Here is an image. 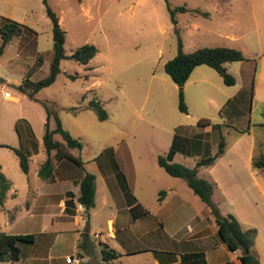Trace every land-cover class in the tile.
I'll use <instances>...</instances> for the list:
<instances>
[{"label":"rangeland","instance_id":"rangeland-1","mask_svg":"<svg viewBox=\"0 0 264 264\" xmlns=\"http://www.w3.org/2000/svg\"><path fill=\"white\" fill-rule=\"evenodd\" d=\"M48 5L66 34L65 54L86 44L94 45L97 54L87 65L62 60L56 80L29 98L18 88L24 78L36 82L48 75L53 46L50 21L42 0H0V22L8 18L23 28L0 56V144L36 151L29 173L23 174L14 153L0 147L1 170L12 186L0 208V233L36 238L32 244L19 243L20 260L8 264H36L47 257L66 264V255L75 247L74 237L67 232L75 225L59 211L64 183L37 177L46 156L42 135L46 127L55 125L53 118L47 121L42 102L57 114L63 129L82 143L80 151L71 153L83 167L64 164L78 173L96 172L98 163L105 172L111 171L108 159L113 150L118 151L115 158L124 171L123 148H127L132 195L155 212L158 192L173 191L174 201L186 210L174 226H183L181 234L193 224L189 214L206 206L181 179L166 174L157 158L193 169L196 160L216 153L223 137L224 154L199 169L197 177L211 184L212 203L223 217L242 212L250 219L244 223L258 229L259 264H264V173L251 166L252 159L264 152V0H48ZM179 7L186 11L176 13L173 25L168 9ZM179 42L184 53L225 47L240 50L245 58L224 64L235 80L232 86L224 85L209 67H196L182 88L186 113L179 110L180 88L164 72ZM92 99L101 104L106 120L100 121L88 108ZM200 120H208L209 125L199 127ZM54 139L61 141L58 135ZM96 188V207L90 209L88 220L78 217L84 228H75L83 233L89 227L95 250L92 235L105 234L106 219L117 213L113 205L104 208L102 197L108 198V193L100 181ZM44 192L52 196L46 200ZM119 198L125 201L121 193ZM47 202L49 208H44ZM119 215L130 217L125 207ZM151 238L153 234L136 246L152 244ZM151 260L145 253L125 263L151 264ZM96 261L101 263L100 258Z\"/></svg>","mask_w":264,"mask_h":264},{"label":"trees","instance_id":"trees-1","mask_svg":"<svg viewBox=\"0 0 264 264\" xmlns=\"http://www.w3.org/2000/svg\"><path fill=\"white\" fill-rule=\"evenodd\" d=\"M46 15L50 21L52 33V58L49 64L48 75L36 82H32L28 78H24L19 86V91L29 98L43 88L49 87L60 74V62L62 60H72L80 65H87L89 61L97 54V49L94 45H83L75 49L71 55L67 56L64 50L66 34L60 26V21L56 13L49 7L48 0H42ZM171 17V23L177 24L175 19L176 13L185 12L184 7L175 9H168ZM22 26L19 23L4 19L0 22V56L7 45L15 36L22 33ZM244 56L240 50L225 47L214 48H200L191 53H184L182 51V44L179 42L177 54L164 64V72L169 77L170 81L180 88L179 90V110L186 113V107L183 103L182 88L189 79L192 71L199 66H207L214 70L222 79L224 85L232 86L235 84L234 78L228 74L224 64L244 61ZM74 79L73 76H70ZM87 78V77H86ZM45 112L47 121L54 119L55 125L53 129L46 127L42 135V146L45 151V159L40 164L37 170V177L44 181L54 183L56 180V167L58 164L65 161L72 165L82 168L83 163L79 157L72 155L71 150L82 149V143L73 138L68 131L64 130L57 114L51 109L47 102L41 103ZM88 108L93 110L100 121L106 120L107 115L101 104L92 99L88 102ZM197 125L199 127H206L209 125L208 120H200ZM264 127V122L261 125ZM60 136L61 141L54 139V136ZM0 147H5L11 150L18 159L20 171L23 174L29 172V161L36 151L30 152L28 150L17 149L10 146L0 144ZM124 147L120 146V149ZM226 144L221 137L218 144L217 151L213 156L196 160L193 169H189L178 163H171L162 156L157 158V164L162 168L166 174L173 178L181 179L186 186L193 192L195 196L209 209L211 216L214 218L217 231L216 236L218 240L226 246L230 252H240L239 260L241 264H259L257 257L253 254L252 248L257 236L255 229L242 230L239 222L232 215L223 217L220 215L218 208L212 203L211 194L212 186L204 179L197 177L199 169L205 168L213 164L217 158L222 156L225 152ZM36 149V148H35ZM126 153V167L121 169V165L117 163V153L110 151L109 162L111 171H104L98 163V167L104 176L111 193L114 194L115 187L122 194L131 218L135 221L145 218L149 215V211L141 205L137 199L132 195V179L133 169L127 148H123ZM173 151L170 150L168 157H171ZM97 162V161H96ZM99 162V161H98ZM252 169L264 173V152L254 157L251 162ZM127 170V171H126ZM127 172L129 179L127 177ZM113 175V178H112ZM115 182V184H113ZM11 182L3 175L0 166V207L5 203L6 195L11 189ZM79 193L76 197L71 191L65 193L64 213L68 216L75 215L76 205L83 207L85 211V218L88 220V211L94 207L95 200V176L92 173L86 172L78 182ZM166 196L164 191L158 192L157 203H161ZM88 230L80 234L78 248L84 252L89 253L91 248V241L89 239ZM34 235H8L0 233V262L8 259L11 262H18L20 260V249L18 244H32L34 242ZM121 257L115 250L109 248L107 245H101L100 258L104 264H121L118 259ZM175 264H207L206 256L202 251L186 252L178 255V261Z\"/></svg>","mask_w":264,"mask_h":264},{"label":"crops","instance_id":"crops-1","mask_svg":"<svg viewBox=\"0 0 264 264\" xmlns=\"http://www.w3.org/2000/svg\"><path fill=\"white\" fill-rule=\"evenodd\" d=\"M43 161H40L39 166ZM57 171H59L60 173L58 175L56 174V180L54 183L59 182V180L64 183V187L62 188L59 194V211L61 214H64L65 217H67L68 220L72 221V223L75 225L72 229H69L67 231L74 237V251L72 252V254H70V256H66L76 258L79 261V264H95L94 261L100 258L101 245H107L109 248L115 250L119 255H121V257L118 259L121 264H126L125 262L128 259L145 253L150 254L152 256L151 264H175L178 261L179 254L196 251L204 252L207 264H241L239 260L240 252L228 251L226 246L218 240L216 236V223L207 207L201 210L199 213L197 212L189 214L188 219H190L193 224L191 226L187 225L186 232L183 234L180 233L183 226L177 228H175L174 226L178 224V222L184 217V215L186 214V210H184L181 204L178 205L177 201H174L176 196L174 195L173 191H169V193L165 196L164 200L161 203H158L157 210L155 212H152L145 207L149 211V215L147 217L135 221L131 218V215L129 218L122 217L121 215H119V213L122 212V208L125 207V209L128 211L129 208L127 207L125 201H122V199L119 198L120 193H118L116 186H114L115 193H111L109 185L107 184L104 176L97 168L96 172H92V174L95 176V196L97 194L96 184L97 181H100L101 186L103 187L104 185L105 190L108 193V198H106V195L102 197V203L104 208L105 206L109 207V204L110 206L113 205L117 210V213L115 212L113 215L106 219L105 234L100 233L99 235H97L95 233L92 235V239H94L93 242L96 243L95 247H97V250L92 248L89 253L82 252L77 247L80 240L79 235L82 233V231H78L75 228L78 226L80 228H84L83 224H78V217L81 216L85 218V211L82 206L77 204L75 209V215L68 216L64 213V201L65 193L68 191H71L73 194H75L76 197L78 196V182L83 177L85 171L83 170V173H78L72 170L71 166L64 164V162L57 165L56 172ZM113 184H115V182ZM51 196L52 193L44 192L43 197L47 198L46 200H48V198H50ZM137 201L142 205L141 201ZM174 202L177 205H174ZM43 207L49 208L48 202L47 204H43ZM94 207H96V199L94 200ZM249 214H252V212H250ZM228 215H232L237 219V221L240 223L242 230L252 229V227H250L251 225L244 223L250 221L249 218H245L244 213L242 214L241 212L240 215H238V213H236V215L233 213H229ZM86 230H88L89 233V227H86ZM258 232L259 231L257 229V236ZM155 233L156 235L154 236ZM150 234H153V238H151L148 242H152V244L147 245L145 247H140L139 245V247L136 246L138 240L141 241L144 237ZM257 236L252 248V252L257 257L260 263L262 255L261 250L259 248L260 243ZM35 240L36 238H34V242ZM95 240H97V242H95ZM7 261L9 260L6 259L3 264H8ZM98 263L104 264L102 261L101 263ZM36 264L59 263H57L56 258L50 259L49 257H47L46 259L37 260Z\"/></svg>","mask_w":264,"mask_h":264},{"label":"built area","instance_id":"built-area-1","mask_svg":"<svg viewBox=\"0 0 264 264\" xmlns=\"http://www.w3.org/2000/svg\"><path fill=\"white\" fill-rule=\"evenodd\" d=\"M5 98H10L8 93H4ZM66 264H79V261L76 258L66 257Z\"/></svg>","mask_w":264,"mask_h":264}]
</instances>
